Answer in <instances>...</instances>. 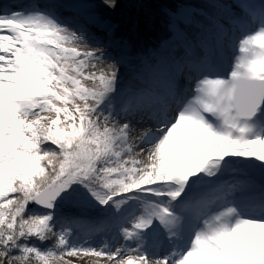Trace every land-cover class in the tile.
<instances>
[{
	"label": "snow or ice",
	"instance_id": "6c2138e0",
	"mask_svg": "<svg viewBox=\"0 0 264 264\" xmlns=\"http://www.w3.org/2000/svg\"><path fill=\"white\" fill-rule=\"evenodd\" d=\"M170 2L124 87L83 28L0 8V264H264V0L235 39Z\"/></svg>",
	"mask_w": 264,
	"mask_h": 264
},
{
	"label": "trees",
	"instance_id": "16d2710c",
	"mask_svg": "<svg viewBox=\"0 0 264 264\" xmlns=\"http://www.w3.org/2000/svg\"><path fill=\"white\" fill-rule=\"evenodd\" d=\"M259 2L260 0H185L179 11H203L205 15L215 17L226 29H230L229 34L235 39L236 31L233 26L238 23L241 15L246 18L248 4L255 5ZM100 4L101 0H80L69 3L67 7L75 11L78 20L83 18L94 30L97 28L105 31L107 40L115 41L114 45L118 42L124 43L125 52L118 58L125 64L136 69L141 61L147 60L153 54L154 49L163 48L170 42L167 25V17L173 14L170 0H117V7L114 9L101 8ZM98 7L101 9L93 11V8ZM194 19L203 21L204 16L197 15ZM189 31L194 32L195 26ZM133 58L139 61L136 62ZM130 83L127 77L123 85ZM63 211L89 218L100 214L99 210L65 208Z\"/></svg>",
	"mask_w": 264,
	"mask_h": 264
},
{
	"label": "rangeland",
	"instance_id": "374dc122",
	"mask_svg": "<svg viewBox=\"0 0 264 264\" xmlns=\"http://www.w3.org/2000/svg\"><path fill=\"white\" fill-rule=\"evenodd\" d=\"M80 0H27L26 2H24L23 4H19L18 1L16 0H0V8H7L10 5L9 8L12 9H23V8H27L32 6L34 3H40L43 7L45 6L47 9L54 11L56 14H58V16L60 18L63 19V21L67 24H69L70 26H72L73 28L76 29H80L83 28L87 35L89 37H91L90 40H88V43L92 46V47H103L105 49V51L112 56L113 58H118L120 57L125 51V47H124V43H116L117 45L112 44L111 42L108 43L107 38H106V32L105 31H100L99 29L95 28L96 30H94L88 23V21H86L83 18H77L75 11L73 10H69V3L72 2H79ZM247 1V0H244ZM4 4V5H3ZM15 4V6H14ZM102 8V7H101ZM100 7L93 8V11L95 10H100ZM241 15V14H240ZM240 20H246L245 16L241 15ZM83 43V42H82ZM122 44V45H121ZM123 47V48H122ZM135 68L131 67L128 64L124 63V66L122 68V72H121V86L124 87V82L126 81L127 77L128 80L131 81V83H134L133 80V73H134ZM133 126L136 129V132L134 134H138L139 129H141L142 127H144L145 125L142 124H137L135 120H133ZM258 178H252L255 185L258 186V180H264V177H262L259 172H257ZM96 242L99 243L100 242V237H96ZM69 259H73V258H69ZM94 258L92 257H86L82 260L76 261V264H86V261L88 262V264H90V262L93 260Z\"/></svg>",
	"mask_w": 264,
	"mask_h": 264
},
{
	"label": "bare ground",
	"instance_id": "6f19581e",
	"mask_svg": "<svg viewBox=\"0 0 264 264\" xmlns=\"http://www.w3.org/2000/svg\"><path fill=\"white\" fill-rule=\"evenodd\" d=\"M89 37V36H88ZM108 41V43H110L111 41L110 40H107ZM82 43V42H81ZM112 44H114L115 43V41H112L111 42ZM133 60H135L136 62H138L139 60L137 59V58H133Z\"/></svg>",
	"mask_w": 264,
	"mask_h": 264
}]
</instances>
